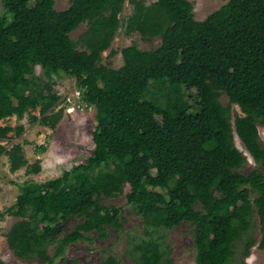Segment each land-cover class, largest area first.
I'll return each instance as SVG.
<instances>
[{
	"label": "trees",
	"instance_id": "obj_1",
	"mask_svg": "<svg viewBox=\"0 0 264 264\" xmlns=\"http://www.w3.org/2000/svg\"><path fill=\"white\" fill-rule=\"evenodd\" d=\"M125 1L72 0L59 11L56 0H1L0 121L29 114L30 122L55 128L64 110L57 109L52 76L63 74L85 90L97 122L88 160L58 177L21 185L7 209L20 218L7 243L20 258L55 264L70 244L92 241V232L106 239L110 228L121 231L122 207L103 199L129 186L127 203L150 235L135 244L136 264H173L153 234L185 221L194 226L196 264H232L239 242L243 255L250 254L256 226L264 248V174L240 171L248 160L235 144L236 134L264 163L258 129L264 125V0H229L204 20L195 18L190 0H132L126 32L160 38L161 45L126 46L123 65L112 68L102 62L103 53L122 25ZM83 23L87 29L77 42L71 33ZM38 65L42 75L35 73ZM232 104L243 113L234 120ZM23 131L24 125H0V141ZM2 154L11 172L41 171L20 143L0 142ZM70 217L83 220L62 235ZM104 264H117L116 258Z\"/></svg>",
	"mask_w": 264,
	"mask_h": 264
},
{
	"label": "rangeland",
	"instance_id": "obj_2",
	"mask_svg": "<svg viewBox=\"0 0 264 264\" xmlns=\"http://www.w3.org/2000/svg\"><path fill=\"white\" fill-rule=\"evenodd\" d=\"M34 0H29L32 3ZM132 0H126L121 13L122 25L119 28L111 47L103 53V63L112 68H119L123 65L122 49L129 45H136L141 49H152L161 45V39L155 38L148 40L140 33H127L125 29V20L133 11ZM146 4H150L155 0H143ZM194 5V15L197 20H204L212 12L219 9L229 0H190ZM72 0H56L55 8L59 11L67 9L71 5ZM4 13V8L0 0V15ZM87 29V24H81L75 31L71 33V38L79 41L80 35ZM80 49L84 46L78 45ZM35 73L42 75L43 70L40 65L36 66ZM66 85L67 90L64 95L72 96L75 81L69 79L66 75L52 76L53 81ZM56 85V84H55ZM157 93V89H152ZM195 93V92H193ZM221 101L224 105H229V98L223 94ZM60 104L65 102L60 100ZM193 103V100L190 99ZM69 106V105H68ZM58 106L57 109H65L63 117L55 128H49L38 123L30 122V115L22 120H18L16 116L0 121V125H12L17 127L24 125V131L16 135L15 132L9 133L8 137L2 141L7 147L15 143L23 146L25 155L29 163L40 161L41 171L34 174H26V167L16 172L10 171L8 157L5 154L0 156V213H5L4 217H0V261L6 264H44L38 258L23 259L15 254L7 243L6 234L11 226L20 220V218L11 216L7 213V209L12 206L20 193L21 185L26 181L33 180L43 182L60 176L64 170L71 169L74 165L85 162L92 155L95 143L93 133L97 125L94 112H85L83 110H75L72 114L66 111L67 107ZM66 107V108H65ZM39 115V109L32 112ZM232 119L237 115H242V111L237 104L231 105ZM156 118L161 121L162 117L157 115ZM258 129L261 141L264 144V125L258 123ZM235 144L246 155L248 162L240 171L248 173L253 169H258L264 174V163H257L250 155L245 145L235 134ZM155 172V170H154ZM129 186L126 187L124 194L113 198H104L103 202L109 206H120L123 210L124 220L123 228L119 233L114 232L110 228V235L106 239H100L97 232H92V241L78 240L70 244L63 257L58 258L55 264H104L107 257L116 258L117 264H136L132 256L135 244L143 238H149L146 233V225L144 220L135 210L128 205L126 193ZM82 218L70 217L63 222L62 235L71 232ZM253 237L256 241L251 248L250 254L246 257L243 255V242L238 243L232 264H264V248L260 244V231L256 226L253 230ZM153 237L162 242L163 247L168 251L169 256L173 259V264H196L197 252L194 243V226L190 222H183L172 229H159L154 231ZM56 243L48 247V253L52 254Z\"/></svg>",
	"mask_w": 264,
	"mask_h": 264
},
{
	"label": "built area",
	"instance_id": "obj_3",
	"mask_svg": "<svg viewBox=\"0 0 264 264\" xmlns=\"http://www.w3.org/2000/svg\"><path fill=\"white\" fill-rule=\"evenodd\" d=\"M67 78L71 79L70 77H67ZM57 82L58 81H57V78H56V81L54 83V90L60 96V100H62V99L65 100V102L63 104H59V106L62 107L64 105H66V106L69 105L67 107L66 111L69 112L70 114H72L77 109L83 110L85 112H94L95 113V107H94V105H92L90 103H87L84 100L85 90L82 89V88H80V87H78L77 84H76V81H75V85L73 87L74 91H73L71 97H68V95H64L63 94L64 91L67 90L66 85L63 84L64 82H62V83H57ZM63 110H65V109H63Z\"/></svg>",
	"mask_w": 264,
	"mask_h": 264
}]
</instances>
